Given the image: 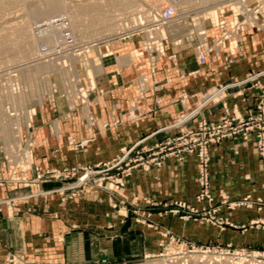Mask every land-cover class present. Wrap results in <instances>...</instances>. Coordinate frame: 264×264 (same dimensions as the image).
Masks as SVG:
<instances>
[{"label": "crops", "instance_id": "obj_1", "mask_svg": "<svg viewBox=\"0 0 264 264\" xmlns=\"http://www.w3.org/2000/svg\"><path fill=\"white\" fill-rule=\"evenodd\" d=\"M207 33L211 37L214 30L209 29ZM241 39V54L233 62H223L221 55L215 60L207 55L202 65L197 64L193 42L189 39H183L177 46L162 40L150 53L136 39L123 40L119 47L115 42L105 45L108 50L115 49L112 55H103L102 46L95 49L90 60L94 84L91 95L95 101L91 102L89 112L96 126L85 125L79 114L57 118V136L44 133L47 142L35 154L37 164L104 169L103 164L121 155L123 148L137 142L152 144L175 133L172 124L194 107L190 94L264 70L263 35L251 28L245 30ZM159 49L162 53H158ZM260 86L264 88V77ZM236 87H228L222 100L203 106L201 111L209 121H217L224 115L223 103L229 112L235 113H243L253 104L256 90ZM182 95L186 98L181 99ZM130 110L139 113L135 120L126 117ZM51 118L42 115L43 123ZM118 118L121 122L112 125ZM194 121L195 118L188 123ZM102 124L107 125L102 128ZM68 137L75 140V147L64 141ZM55 138L58 145L54 143ZM209 156L212 192L228 194L225 196L228 200L247 194L264 200L261 188L264 163L250 141L223 140L210 147ZM196 164L194 154L186 155L182 161L168 157L159 167L132 168L122 177L123 185L118 190L97 189L63 204L55 195L37 197L28 204V211L17 201L15 207L3 208L0 212V255L8 250H21L34 260L50 258L64 264L79 263L91 256L126 257L134 252L157 250L162 240L160 233L165 229L199 244L218 241L230 242L235 247H264V229L248 226L250 220L264 219V204L260 210L256 206L233 210L222 206L219 214L238 225L224 229L198 220H181L168 212L174 201H193L198 188ZM114 171L107 169V173ZM52 185L43 184V188ZM214 197L219 204L221 198ZM120 198L128 202L138 200L139 210L150 212L148 220L156 228L131 222L127 205L113 206ZM87 250L92 254H87Z\"/></svg>", "mask_w": 264, "mask_h": 264}, {"label": "rangeland", "instance_id": "obj_2", "mask_svg": "<svg viewBox=\"0 0 264 264\" xmlns=\"http://www.w3.org/2000/svg\"><path fill=\"white\" fill-rule=\"evenodd\" d=\"M87 1H89V3H87ZM87 1L84 3L94 6L93 8L95 9H91L90 12L85 15H80L75 10L76 3H83L80 0H1L0 2V212L3 208L15 207V202L17 201L28 211L30 210L28 204H31L33 198L37 197L42 198L48 195H55L59 202L63 204L69 199L82 197L97 189L106 191L110 189L118 190V187L123 185L121 180L122 177L127 175L129 171L136 166L143 168L142 163L144 160L150 158L158 146H160L168 136L174 134L166 135L161 140L152 144L137 142L126 149L123 148L121 155H118L111 162L103 164L104 169H97L98 167L93 168L88 165H49L41 167L37 164L35 154L40 153L39 151L42 146L47 142L44 133L46 132L47 136H57L59 130V124L56 121L57 118H68L69 116L79 114V116L82 115L81 119L85 125L88 127L96 126L89 112L91 102L95 101V96L91 95L94 91V84L92 81V73L90 72L91 52H94L95 49L102 46L104 47L103 55H112L115 49L109 48L108 50V48L105 47V45L109 43L114 44L115 42V46L119 47L120 42H123V40L136 39L142 47L144 38H152L155 40L163 36V42H167L170 46L180 45L183 39H189L193 42L195 55L197 52L196 47L199 42L204 43V45L211 48V51L207 53L206 56L209 55L212 60H215L221 55L223 62L231 63L241 54V38L246 29L252 28L257 30L264 38L262 28L246 25L243 27L242 31L237 32L239 37L236 42L230 43L227 39L224 41L221 40L220 37L222 33L230 30L228 22L232 19V13L229 6L231 4L232 7L235 6L232 0L193 1L185 7H179L180 9L177 10L176 17L171 22L161 27L158 26L157 28L150 25V22L153 20V13L151 11L152 8L150 9V7H147L148 5L145 7L143 6L141 10H134L132 7H127L124 1L123 3L118 0ZM221 1H223L225 5L222 8L217 7L216 9L215 4ZM116 4L120 6L117 7ZM121 5L123 7H121ZM115 6L117 9H113ZM213 7L217 12L216 22L210 18L209 9L211 11ZM144 8L147 9L144 10ZM148 9H150L149 12ZM236 9H238V7ZM239 9L242 10V7ZM144 11L147 12L145 13ZM139 14L143 16L147 14L149 17H146L148 20H145V27H136L131 24V22L133 23L134 17ZM103 17L106 19H103ZM42 22H48V25L45 27L46 29L44 28V31L40 33L18 35L15 31L18 28H28L34 32V28H42V26H40ZM57 22H61V24L59 25ZM220 22H223L222 28L219 26ZM54 23H57V25ZM225 23L227 24L226 26L224 25ZM34 24L36 25L35 27H33ZM162 28L163 31L161 33ZM66 29H69L70 34H74L76 46L87 44L90 48L88 53L77 54V52L69 51L65 52L63 55H52L50 52L53 47L59 44H44L42 46L40 42V44L32 42L43 36H47L48 38L63 37L64 35L51 36L50 33L60 32L64 34V30ZM209 29L214 30L211 37H208L207 31ZM47 33L50 35H47ZM24 38L28 39V41H24ZM21 39L24 40L21 41ZM232 39H234V36ZM158 44L159 43H156V46ZM251 75H253V73L245 75L240 80L219 83L214 86H209L196 94H190L194 99L193 105H201V101H203L205 95L214 92L215 89L221 85L231 84L235 87L237 86L241 90H243V88L255 90L253 86L255 81L250 80L243 84H238L239 81ZM261 78L262 77L257 79L259 85ZM136 79L139 81V76H136ZM138 81L136 84L142 86V83ZM236 91H234L233 94L236 93ZM226 93L227 91L215 97L213 100L224 98ZM183 96L186 95H182L180 98L182 99ZM202 108L203 106L199 107L198 114L194 117V123L200 117L208 120L207 116L202 113ZM42 115H48L52 118L43 123ZM138 115L139 113H134L133 110L126 112V117H128L129 120H135ZM14 120L17 124L15 133L11 132L9 129L11 123H14ZM119 122H121L120 118L115 119L111 124L114 125ZM188 122L186 126L194 124ZM106 125L107 124H102L101 127L104 128ZM6 130L7 133H4ZM64 141L71 147L77 145L75 140L71 137L66 138ZM244 141H250L256 152L250 136ZM54 143L58 145V140L56 138L54 139ZM130 147H133L132 150L124 155V152ZM50 156L51 158L54 157L53 154ZM117 160H120V162L114 167H110ZM262 163H264V160ZM107 169H115V171L114 173H107ZM43 184L53 185L44 189ZM212 185L215 186L213 180ZM215 192V190L212 192L214 196L220 197L221 199L226 198L225 196L228 197V194L223 192H219V195ZM128 201L129 200L125 198H120L113 206L117 207L120 205L119 207H121L122 205H127L129 208L128 210L131 212V217L128 218L131 222L155 229L156 227L154 224L150 223L148 220L150 212H141L138 207V200L134 199L132 202ZM219 204L221 203L219 202ZM8 208L7 212H9ZM219 211L220 209L216 212L215 216L217 215L223 219H227L220 215ZM147 214H149V216H146ZM187 220L193 219L189 218ZM198 221L217 227L216 224H211L202 219H198ZM166 231H168V234H165ZM160 236L162 240L158 242V249L155 251H139L134 252L135 254L130 256L119 258L107 255L104 257L91 256L75 264H179L178 262H174L173 258L177 257L175 254L177 252L176 250L179 248L180 242L183 243L182 249L185 252L190 248L187 246L188 243L220 246H225L230 243L212 241L199 244L184 239L181 236H176L168 229L162 230ZM171 237H173L174 240H172ZM176 238H179V240L176 241ZM232 247L235 246L232 245ZM87 254L91 255L92 253L87 250ZM0 264L64 263L50 258L40 261L34 260L26 257L25 253L21 250H8L0 255ZM181 264L240 263H235L232 259L225 256L215 257L202 253H190L186 261Z\"/></svg>", "mask_w": 264, "mask_h": 264}, {"label": "built area", "instance_id": "obj_3", "mask_svg": "<svg viewBox=\"0 0 264 264\" xmlns=\"http://www.w3.org/2000/svg\"><path fill=\"white\" fill-rule=\"evenodd\" d=\"M233 1L238 9L234 10L229 4L232 13V19L228 22L230 30L222 33L220 37L221 40L224 41L227 39L230 43L236 42L239 37L237 32L242 31L243 27L246 25L255 28H262L264 32V0ZM144 2L148 7L150 6L152 8L153 20L150 22V25L157 28L158 26L161 27L166 25L176 17L181 0H144ZM240 7H242V10L239 9ZM48 22H42L40 24L42 28L40 29H38V27L34 28V33L37 34L44 31ZM57 23L54 24L57 25ZM58 24L60 25L61 22ZM224 25L226 26L227 24L225 23ZM35 26L36 25L34 24L33 27ZM219 26L222 28L223 22H220ZM64 36H66L65 39H63L59 45L53 47L50 52L52 55H63L65 52L69 51L77 52V54L89 52L90 48L87 44L76 46L69 29L64 30ZM233 36L234 39H232ZM163 39V36H160L155 40L152 38H144L142 41V49L148 53L153 52L156 50V43ZM157 51L158 53H162L160 50ZM196 51V62L198 64H204L206 54L211 51V48L204 45V43L199 42ZM263 76L264 70H261L238 82V84H243L250 80L255 81L253 85L256 90L254 102L251 106L245 108L243 113H235L234 111L229 112L223 103L224 115L219 120L209 121L200 117L193 125L186 126V123L198 114L199 107L204 106L208 102L214 101L213 99L215 97L222 95L226 92L227 88L231 86V84L221 85L217 87L214 92L206 94L203 101H201V105H194L193 108L181 115L180 118L172 124L173 127L177 128V132L168 136L160 146H158L155 152H153L152 156L144 160L142 167L148 169L150 166L159 167L168 157H173L178 161H182L186 155L194 154L197 158L196 180L198 188L197 192L194 194L193 201L177 200L172 202L174 206L168 209L170 214L177 215L183 220L189 218L193 220L202 219L211 224H216L220 229H224L226 226L238 227V225L229 222L225 218L223 219L217 215L215 216L221 206H225L227 209H235L237 207L251 208L256 206L255 208L257 210L261 209L264 200L259 197L253 198L249 194L237 200L223 198L220 201L221 204L215 203V198L210 185L209 149L211 146L216 145L223 140H245L250 136L253 140L257 155L261 160H264V88L260 87L257 80ZM83 90L86 91L85 89ZM183 98H186V96H183ZM222 99L215 100L214 102ZM133 147H130L124 152V155L128 154ZM119 162L120 160L115 161L110 167L117 165ZM262 188L264 190V184L262 185ZM146 216H149V214ZM248 226L264 229V219L250 220ZM165 234H168V231H166ZM171 239L174 240L173 237H171ZM178 240L179 238H176V241ZM187 246L190 247L188 251H183V243L180 242L179 248L176 250L177 252L175 254L177 257L173 258L174 262L181 264L186 261L190 253H202L204 255H212L215 257L225 256L232 259L235 263L240 264H264V247L237 248L232 247L230 243L225 246L188 243Z\"/></svg>", "mask_w": 264, "mask_h": 264}, {"label": "bare ground", "instance_id": "obj_4", "mask_svg": "<svg viewBox=\"0 0 264 264\" xmlns=\"http://www.w3.org/2000/svg\"><path fill=\"white\" fill-rule=\"evenodd\" d=\"M10 1V0H9ZM80 1H82L83 3L82 4H79V3H76L75 5H76V8H75V10H76V12H78L80 15H85V14H87V13H89L90 12V10L91 9H95V8H93L94 6H90V5H88V4H86V3H84V2H86L87 0H80ZM97 1V0H96ZM107 1V0H106ZM119 2H121V3H123V1H124V3H125V5L127 4V7L129 6V8L130 7H132L134 10H141V9H143V6L145 7L146 6V3L144 2V0H118ZM193 1H196V0H181V2L179 3V7H185L186 5H188V4H191ZM229 1V0H228ZM233 1V0H232ZM0 2H1V0H0ZM3 2V1H2ZM99 2V1H98ZM101 2V1H100ZM87 3H89V1H87ZM110 3H111V1H110ZM229 3H231V2H229ZM79 4V5H78ZM109 4V3H108ZM119 4V3H118ZM113 5V4H112ZM111 5V6H112ZM117 5V4H116ZM216 5V6H215ZM214 6L216 7V9H217V7H219V8H222L225 4H224V2L223 1H221V2H218V3H216ZM232 5V4H231ZM110 6V7H111ZM120 5H117V7H119ZM75 7V6H74ZM92 7V8H91ZM107 7V6H106ZM109 7V6H108ZM121 7H123L122 5H121ZM148 7V6H147ZM150 7V6H149ZM112 8V7H111ZM236 9V6H233V9ZM67 9V8H66ZM72 9V8H71ZM102 9V8H101ZM113 9H117L116 8V6H115V8H113ZM113 9H111V10H113ZM121 9V8H120ZM124 9V8H123ZM147 8H144V10H146ZM150 9H151V7H150ZM150 9H148V12L150 11ZM178 9H180V8H178ZM215 9V10H216ZM109 10H110V8H109ZM119 10V9H118ZM152 10V9H151ZM214 10V7L211 9V11H210V9H209V12H210V18H212V20L214 21V22H216V20H217V12ZM93 11H95V10H93ZM101 11V10H100ZM145 12V11H144ZM147 12V11H146ZM145 12V13H146ZM66 13V12H65ZM120 13V12H119ZM143 13V12H142ZM68 16V15H67ZM113 16V15H112ZM133 16V15H132ZM150 16V15H149ZM146 17H148V15L146 14V15H142V14H139L138 16H135L134 17V19H133V23L131 22V24H133V25H135L136 27H145V20H148V18L146 19ZM151 17V16H150ZM130 18V17H129ZM132 18V17H131ZM103 19H106V18H104L103 17ZM123 19V18H122ZM101 20V19H100ZM132 20V19H131ZM130 20V21H131ZM130 24V23H129ZM202 29V28H201ZM31 30V29H30ZM28 28H18L17 30H15L16 31V33L18 34V35H32L34 32H32V30L30 31ZM162 31H163V28L161 29V33H162ZM149 32H151V31H149ZM51 34V36H54V35H64L63 33H57V32H54V33H50ZM50 34H48L47 33V35H50ZM45 35V34H44ZM74 34H71V36L73 37V39H74V41H75V36H73ZM57 37V36H56ZM66 37V36H65ZM65 37L63 36V37H58V38H48L47 36H43L42 38H40V39H36V40H33L32 42H35L36 44L37 43H41L42 44V46L44 45V44H48V45H50V44H53V43H57V44H59V43H61V41L63 40V39H65ZM25 39V38H24ZM23 39V40H24ZM22 39H21V41H23ZM32 40V39H31ZM30 40V41H31ZM24 41H28V39H25ZM23 43V42H22ZM31 43V42H30ZM39 43V44H40ZM24 44V43H23ZM32 44V43H31ZM25 46H27V45H25ZM3 48V47H2ZM43 48V47H42ZM5 51H6V49H5ZM4 51V52H5ZM6 53H8V52H6ZM10 53V52H9ZM12 53V52H11ZM14 54V53H13ZM6 55V54H5ZM9 55V54H8ZM7 56V55H6ZM10 56V55H9ZM13 56V55H12ZM8 58V57H7ZM10 58V57H9ZM93 73V72H92ZM16 127H17V124H16V122H15V120H14V123H11V125H10V127H9V129L11 130V132H16ZM4 133H7V130L6 131H4ZM7 135V134H6Z\"/></svg>", "mask_w": 264, "mask_h": 264}]
</instances>
